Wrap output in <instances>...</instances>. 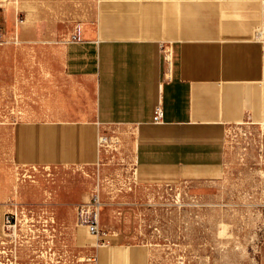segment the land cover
Masks as SVG:
<instances>
[{
  "label": "crops",
  "instance_id": "0c3cea01",
  "mask_svg": "<svg viewBox=\"0 0 264 264\" xmlns=\"http://www.w3.org/2000/svg\"><path fill=\"white\" fill-rule=\"evenodd\" d=\"M97 1L79 22L0 11V208L47 200L30 168L98 165L100 134L129 146L140 186L218 180L228 124L264 114V0ZM147 254L107 236L94 264Z\"/></svg>",
  "mask_w": 264,
  "mask_h": 264
},
{
  "label": "rangeland",
  "instance_id": "374dc122",
  "mask_svg": "<svg viewBox=\"0 0 264 264\" xmlns=\"http://www.w3.org/2000/svg\"><path fill=\"white\" fill-rule=\"evenodd\" d=\"M98 5L97 0H0V11H12L25 22L70 15L79 22L95 20ZM99 140L109 151L92 169L38 166L27 171L25 182L47 192L46 201L23 202L50 215L43 216V262L94 264L87 260L96 238L76 221L75 206L96 192L108 240L145 245L146 264H264V114L228 124L226 174L209 182L140 186L122 138L108 142L100 134ZM84 189L81 200H68ZM37 252L23 246L17 255L28 262Z\"/></svg>",
  "mask_w": 264,
  "mask_h": 264
},
{
  "label": "built area",
  "instance_id": "2783aa9c",
  "mask_svg": "<svg viewBox=\"0 0 264 264\" xmlns=\"http://www.w3.org/2000/svg\"><path fill=\"white\" fill-rule=\"evenodd\" d=\"M75 37H77L76 33L72 35V38ZM162 115V107L158 104L154 109V122H159ZM101 206V198L96 192L75 206L76 221L86 226L87 230L96 237L95 246L104 243L105 236L108 234L99 224ZM44 215L50 216L44 209L29 206H13L10 209L4 208V210L0 208V264H25L29 261H31L30 264L47 263V261L43 262V251H40L46 242L43 238L46 230ZM32 235L34 239H37L33 244L29 240ZM23 246H34L38 250L37 255H34L28 262L24 261L29 258L22 259L17 255L18 250ZM87 261H95V256L88 257Z\"/></svg>",
  "mask_w": 264,
  "mask_h": 264
},
{
  "label": "bare ground",
  "instance_id": "6f19581e",
  "mask_svg": "<svg viewBox=\"0 0 264 264\" xmlns=\"http://www.w3.org/2000/svg\"><path fill=\"white\" fill-rule=\"evenodd\" d=\"M168 54H169V48H166V57H167ZM100 139L102 140L103 138H100ZM78 224L86 228V226H84V225H82V224H80V223H78ZM99 224H100V223H99ZM86 230H87V228H86ZM87 232H88L91 236H93L88 230H87ZM93 237H95V236H93ZM95 238H96V237H95ZM95 245H96V240H95Z\"/></svg>",
  "mask_w": 264,
  "mask_h": 264
}]
</instances>
